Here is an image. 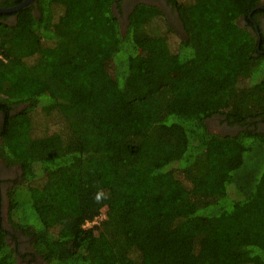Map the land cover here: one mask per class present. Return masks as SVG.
I'll return each instance as SVG.
<instances>
[{
  "label": "trees",
  "instance_id": "16d2710c",
  "mask_svg": "<svg viewBox=\"0 0 264 264\" xmlns=\"http://www.w3.org/2000/svg\"><path fill=\"white\" fill-rule=\"evenodd\" d=\"M120 1L0 15V264H264V0Z\"/></svg>",
  "mask_w": 264,
  "mask_h": 264
},
{
  "label": "flooded vegetation",
  "instance_id": "af4514ba",
  "mask_svg": "<svg viewBox=\"0 0 264 264\" xmlns=\"http://www.w3.org/2000/svg\"><path fill=\"white\" fill-rule=\"evenodd\" d=\"M14 2H15V0H0V8L13 7L14 5H16L15 4L16 2L15 3ZM139 2L157 5L159 8H161V10H163V12L166 13L168 23L170 25L174 26V28L176 30H178L181 35L185 34L184 30L181 26V23L178 20V17H177V14H176L174 8L166 0H121L119 3V7H120V11H121L120 24H121L122 28H124L125 19H126L128 12L131 10V8L136 3H139ZM114 11L117 12L116 13L117 15H119L116 4L114 6ZM16 12L17 11L10 12V13H0V15H3V19L6 22L11 23V22H13V20L16 17V14H15ZM257 17H258V22L255 24V27L259 28L261 30V32L264 34V14H260ZM2 121H3V115L0 112V127L2 125ZM207 123H208V127H210V124L215 123L216 126H218L219 128L222 129V131H227V132H233V131L240 128L238 125H235V124L228 125L226 122L219 123V121L216 119V117L211 118L210 120H207ZM255 127L258 129V131L264 132V121H262V120L256 121ZM16 174L18 175V181H19L21 179L20 166L16 165V164L8 166L5 163H3L2 159L0 158V179H6L7 181H10V179L12 180ZM4 182L6 183V181H4ZM6 186H7V184H1V181H0V196H1L2 201L5 200V198H6V192H7V190L5 188ZM18 247H19L20 252L22 253L21 246L19 245Z\"/></svg>",
  "mask_w": 264,
  "mask_h": 264
},
{
  "label": "rangeland",
  "instance_id": "374dc122",
  "mask_svg": "<svg viewBox=\"0 0 264 264\" xmlns=\"http://www.w3.org/2000/svg\"><path fill=\"white\" fill-rule=\"evenodd\" d=\"M173 28H174V26H173ZM174 31L175 32H172V33H175V35H178L177 37H179V36H181V34H180V32L178 31V30H176V29H174ZM170 37L171 38H176V36H172V34L170 35ZM177 39V38H176ZM176 41V40H175ZM174 46V45H173ZM173 49V48H172ZM210 124V123H209ZM209 129L211 130V131H214V132H222V129L221 128H219L218 126H216V124L215 123H213V124H210V127H209ZM7 178V177H6ZM8 179V178H7ZM0 181H1V184H7V186L5 187L6 188V190H8L10 187H13V186H17L19 183H21V179L18 181V175L16 174L15 175V177L11 180L10 179V181H7L6 179H0ZM4 181H6V183L4 182ZM5 190V189H4ZM5 194V193H4ZM6 194H7V192H6ZM7 207H8V200H7V197L5 198V200H3V203H2V209H1V213H2V217H3V222H2V224H3V226L6 228V229H9V230H11V227H10V225H9V223H8V221H7V219H6V211H7ZM38 223H35V225H37ZM20 231V230H19ZM16 232V236H15V238H18V240H20V242L21 243H19V245L21 246V248H22V253H24V252H26V251H30V248H28L29 246H28V244L26 243V240H27V238H26V236L24 235V234H22V232L20 233V232ZM15 241V240H14ZM30 259V257L29 256H25L24 258L23 257H20L19 258V263H21V264H28L27 263V259ZM38 259H40V258H38ZM36 262L37 263H39V264H45V263H43V262H40V260H36Z\"/></svg>",
  "mask_w": 264,
  "mask_h": 264
},
{
  "label": "water",
  "instance_id": "95a60500",
  "mask_svg": "<svg viewBox=\"0 0 264 264\" xmlns=\"http://www.w3.org/2000/svg\"><path fill=\"white\" fill-rule=\"evenodd\" d=\"M33 0H22L20 3L14 5L13 7L9 8H0V13H10L20 10L25 5L31 3ZM260 39V38H259Z\"/></svg>",
  "mask_w": 264,
  "mask_h": 264
},
{
  "label": "built area",
  "instance_id": "2783aa9c",
  "mask_svg": "<svg viewBox=\"0 0 264 264\" xmlns=\"http://www.w3.org/2000/svg\"><path fill=\"white\" fill-rule=\"evenodd\" d=\"M96 221H94L93 223H95ZM89 223H87L86 225H88Z\"/></svg>",
  "mask_w": 264,
  "mask_h": 264
}]
</instances>
